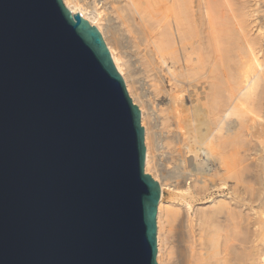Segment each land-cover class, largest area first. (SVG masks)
I'll list each match as a JSON object with an SVG mask.
<instances>
[{
	"label": "water",
	"instance_id": "1",
	"mask_svg": "<svg viewBox=\"0 0 264 264\" xmlns=\"http://www.w3.org/2000/svg\"><path fill=\"white\" fill-rule=\"evenodd\" d=\"M139 110L62 0H0V264H158Z\"/></svg>",
	"mask_w": 264,
	"mask_h": 264
},
{
	"label": "bare ground",
	"instance_id": "2",
	"mask_svg": "<svg viewBox=\"0 0 264 264\" xmlns=\"http://www.w3.org/2000/svg\"><path fill=\"white\" fill-rule=\"evenodd\" d=\"M103 1L106 0H62V3L71 14L80 15L95 27L131 103L139 110L145 147L143 168L154 177L160 191L156 211L158 264H225L222 249L220 252L217 248L218 225L213 222L229 200L214 196L208 201L209 209L198 207L197 215L201 214L198 219L208 225L203 231L204 237L198 228L201 235L197 237L188 230L186 216L191 209L192 194L203 193L204 189L207 192L208 185L201 177L199 182L204 183L200 182L198 189L192 191L193 184L187 180L195 173L202 176L204 171L211 175L214 167L226 173L228 160L224 159V151L230 147L238 156L243 152L261 153L259 158L262 155L263 161L256 164V175L264 188V0H166V8L154 9V13L147 6L149 2L143 5L148 9L145 12L134 7L132 0H126V6H112L107 17L101 16L99 3ZM152 2L159 5L156 0ZM80 7L89 10L90 16ZM240 157L239 161L243 159ZM252 157L248 158L253 160ZM162 158L165 163L173 159L174 168L161 167ZM187 162L189 169H186ZM165 190L174 197L170 204L165 202ZM224 210L228 214V209ZM247 212L244 215L250 214ZM165 222L174 232L175 252L171 250L172 245L166 247L169 241ZM222 224L224 220L219 224L220 229ZM259 237L257 244L252 242L253 249L248 247L249 252L245 245L247 260L254 264H264V237ZM226 238L223 234V239ZM238 239L239 245L243 244ZM222 240V245H226L221 248H227L228 242ZM228 251L231 252L230 247ZM171 253L175 255L173 259ZM235 262L242 264L243 261L236 259Z\"/></svg>",
	"mask_w": 264,
	"mask_h": 264
},
{
	"label": "rangeland",
	"instance_id": "3",
	"mask_svg": "<svg viewBox=\"0 0 264 264\" xmlns=\"http://www.w3.org/2000/svg\"><path fill=\"white\" fill-rule=\"evenodd\" d=\"M136 0H132V5L134 6V7H136L137 9H139V10H142V9H144L143 11H147L148 12V9H145L144 7L146 6L145 4H146V2H149L150 3V5H147L148 7H151L150 9L153 11V12H151V10L149 9V11L151 12V13H154V9H159V11L160 10H162V9H165L166 8V6H167V1L166 0H156V1H158V3H159V5L157 6L155 3H153L152 2V0H144V1H139L138 0V3H137V1L135 2ZM165 2V4L163 3V2ZM140 2V3H139ZM142 2V3H141ZM126 0H106V1H103V2H100L99 3V8H100V11H101V16H105V17H107V15H108V12L109 11H111V7L112 6H114V7H117V6H122V5H125L126 6ZM138 4V6H137V4ZM149 3H147V4H149ZM162 3V4H161ZM143 5H145V6H143ZM163 5H164V7H163ZM162 6V8H160V7ZM143 7V8H142ZM82 7H80V10L82 11V12H84V14L87 16V17H89L90 16V11L88 10L87 11V9H84V8H82ZM156 11H158V10H156ZM149 12V13H150ZM149 81V80H148ZM163 107V106H162ZM226 150H228V151H226ZM225 151H224V159L226 158L228 161H230V162H228V161H226V164H227V168H228V171L226 172V173H222V171H220V172H218L217 170H216V167H214V169L215 170H213V174H211L210 175V173H207L206 174V171H204V172H201L202 173V176L201 175H199V173H195L194 175H191L190 176V178L187 180L188 181V183L189 184H193V185H190V188L192 189V191H194V190H196V188L200 185V182H199V180H202V178H203V180L205 179V185L207 186L208 185V190H207V192H206V189H204L203 190V193H202V191L200 192V194H198V195H196L195 193H193L192 194V196H191V209L189 210V212H188V215H187V213H186V219H188L189 220V222H188V220H187V222H188V230H190V231H192L193 232V234L195 235V236H200L201 235V232H200V230L199 229H201V231H202V233H203V231H206L207 229V226L206 225H208L207 224V222L205 221V220H200V219H198V218H200V216H201V214H198L197 215V209H198V207L199 208H202V209H209L208 208V206H209V203H208V201L213 197L214 198V196H215V199H219V198H224L225 197V200L227 201V200H229V201H227L228 203V206H225L224 208H223V212L225 211L224 209H228V214L226 213V211H225V213L226 214H224L223 212H221L220 211V213H218L219 214V216H217V219L215 218V220L216 221H214L213 223H217V225H218V227L216 228V234H217V236H220L219 238H217V242H218V245H217V248L220 250V252H221V249H222V252H221V254H222V258H224V263L225 264H232V262H233V264H234V262H235V260L237 259V260H241V262H242V264L243 263H245L246 262V264H254L253 263V261H251L250 259H252L251 258V256L249 257L250 259V261H248L247 260V257L249 256L248 255V252H249V249L250 248H248L249 246H252L251 247V249H253V243H256L257 244V242H259L258 240H259V235L261 236H263L264 237V188H263V186H262V183L260 182V178H258V175H256L257 173H258V168H257V166H256V164L257 163H260L259 161L261 160V161H263L262 160V155L260 156V158H259V155L261 154V153H258V152H256V153H252V152H248L249 154H244V152H243V154H241L242 155V160L241 161H239V157L241 156V155H237L230 147L229 148H227ZM230 151H232V152H230ZM228 152H229V154H228ZM158 153V152H157ZM229 155H227V154ZM232 154V155H231ZM244 156V157H243ZM252 157V158H254L253 160L250 158H248V157ZM255 156V157H254ZM258 156V157H257ZM241 158V157H240ZM256 158V159H255ZM259 159V160H258ZM162 160L164 161L165 159H163L162 158ZM249 160V161H248ZM255 160H258V161H255ZM162 161V162H163ZM237 161H239V162H237ZM250 161H252V163H251V165H249L250 164ZM161 162V163H162ZM233 162V163H232ZM238 164H237V163ZM241 162L243 163V164H241ZM254 162V163H253ZM175 163L176 162H174V160L173 159H168L167 160V162L165 163V161H164V164H166V165H164L163 163H162V165H161V167H163V168H166L167 169V167H168V169H172V168H174V166H175ZM188 163V162H187ZM231 165H230V164ZM241 164V165H240ZM255 164V165H254ZM238 165V166H237ZM167 166V167H166ZM241 168H240V167ZM248 166H250L251 168H249ZM189 167H190V165H189V163L187 164V166H186V169H189ZM237 167V168H236ZM238 167H239V169H238ZM242 167H243V169H242ZM254 168V169H253ZM236 169V170H235ZM234 170L236 171V174H235V172H234ZM232 171V172H231ZM228 172H231V173H228ZM200 173V174H201ZM221 173V174H220ZM227 173H228V176H227ZM245 173V174H244ZM233 174H235L234 175V177H233ZM207 175H208V177H209V175H210V177L208 178L207 177ZM224 175V176H223ZM219 176V177H218ZM241 176H242V180H241ZM199 177H200V179H199ZM202 177V178H201ZM212 177V178H211ZM220 177H222V178H220ZM227 177V178H226ZM206 178H208V179H206ZM225 178V179H224ZM211 179H212V182H211ZM234 179V180H233ZM191 180V181H190ZM207 180V181H206ZM209 180V181H208ZM225 180V181H224ZM254 180V181H253ZM193 181H195V182H193ZM219 181V182H218ZM238 183H237V182ZM192 182V183H191ZM213 182H215V183H213ZM247 182V183H246ZM197 183V184H196ZM204 183V182H203ZM202 182H201V185L203 184ZM207 183V184H206ZM235 183L237 184V187L235 186ZM209 184H210V186H209ZM212 184V185H211ZM222 184V185H221ZM226 184V185H225ZM213 185H220V187L219 188H217V186H214V188H213ZM257 185V186H256ZM192 186V187H191ZM250 186V187H249ZM210 188V189H209ZM198 189V188H197ZM244 189V190H243ZM234 191V192H233ZM232 192V193H231ZM234 193V194H233ZM191 194V193H190ZM190 194H188V195H190ZM217 194L220 196H218V197H216L217 196ZM224 194V195H223ZM229 194V195H228ZM237 194V195H236ZM240 195H241V197H240ZM251 195V196H250ZM224 196V197H223ZM248 196V197H247ZM210 197V198H209ZM164 198H165V202L166 203H171V201L173 202V200H174V197L173 196H171V194L167 191V190H165L164 191ZM171 198V199H170ZM188 199H190L189 197H188ZM233 199V200H232ZM231 200V201H230ZM250 201V202H249ZM201 202V203H200ZM203 202V203H202ZM207 202V203H206ZM233 202V203H232ZM200 204V205H199ZM205 204V205H204ZM202 205V206H201ZM204 205V206H203ZM231 205V206H230ZM197 206V207H196ZM201 206V207H200ZM207 208H206V207ZM230 206V207H229ZM228 207V208H227ZM250 207V208H249ZM196 208V209H195ZM229 208H230V211H229ZM231 208H233V210L234 211H232V209ZM237 208V209H236ZM182 209H184V207L182 206ZM195 209V210H194ZM252 209V210H251ZM236 210H238V211H236ZM242 210V211H241ZM193 211V212H192ZM245 211L247 212V214H249V215H244V213H245ZM180 213H183L182 212V210H181V212ZM191 213V214H190ZM222 213V215H220ZM239 213H242L243 214V216H246V217H243L242 216V214H239ZM253 213V214H252ZM195 216H194V215ZM218 214H216V215H218ZM224 214V215H223ZM234 214H235V219H234ZM241 215V216H240ZM189 216V217H188ZM220 216H222V217H220ZM226 216V217H225ZM216 217V216H215ZM220 217V218H219ZM224 217V218H223ZM240 217V218H239ZM197 218V219H196ZM225 218H227V222H225L226 221V219ZM246 218H248L247 219V221H249L248 222V224L246 223ZM251 218V219H250ZM236 219H238V221H236ZM253 219V220H252ZM200 220V221H199ZM223 220H224V224H222L221 226L224 228H221L222 229V231H221V229L219 228V224H221V223H223ZM235 220V221H234ZM199 222V225H198V222ZM200 222H201V225H200ZM205 222V223H204ZM219 223V224H218ZM235 223V224H234ZM244 223V224H243ZM166 224H168V225H166ZM227 224V225H226ZM249 224H250V226H249ZM196 225V226H195ZM238 226V228H237V226ZM236 226V227H235ZM166 227V228H165ZM168 227H169V229H170V231H169V229H168ZM211 227H213V226H211ZM216 227V224L214 225V227L213 228H215ZM230 227V228H229ZM190 228V229H189ZM199 228V229H198ZM202 228H203V230H202ZM255 229V234H254V229ZM227 229V230H226ZM164 230L166 231V233H165V235H166V237H167V241H169V242H167V244H166V247L167 248H169L170 247V245H172V247H171V250L172 249H174V251L173 252H175V243H174V232H172V227H171V225L169 224V223H167V222H165V226H164ZM199 230V231H198ZM209 230V229H208ZM210 230H212L211 228H210ZM209 230V231H210ZM214 230V229H213ZM232 230V231H231ZM236 232H235V231ZM247 230H248V232H247ZM173 231H174V229H173ZM219 231V232H218ZM256 231H257V233H256ZM197 232V233H196ZM198 232H199V235H197L198 234ZM229 234H228V233ZM232 232V233H231ZM252 232V233H251ZM205 233V232H204ZM202 234V237H204L205 236V234ZM240 235H239V234ZM223 234H224V237L226 238L227 236H229L228 238H226V239H223ZM238 234V235H237ZM232 235V236H231ZM258 235V236H257ZM172 236V237H171ZM254 236V237H253ZM242 237V238H241ZM244 237V238H243ZM223 240H222V239ZM234 238V239H233ZM239 238V239H238ZM250 238H252L253 240H251ZM237 239L238 240H241V243H243V244H240L239 245V243H238V241H237ZM258 239V240H257ZM221 240L223 241V243H224V241L225 242H228V244H227V248H226V246L224 247V248H221L222 246H224V245H226L225 243H224V245H222V243H221ZM233 240H236V242L235 241H233ZM257 240V241H256ZM248 243V244H246V242ZM251 242V243H250ZM253 242V243H252ZM250 243V244H249ZM238 244V245H237ZM243 245V246H242ZM245 245H246V248H247V251L248 252H246V250H245ZM229 247L231 248V252H233V255H235V259L233 258V255L231 254V252L230 251H228L229 250ZM227 249V251H226V249ZM224 249H225V251H224ZM244 249V250H243ZM241 250L243 251V252H241ZM169 251V250H168ZM223 251H224V253H223ZM244 251L246 252L245 254H246V256H244ZM227 252V253H226ZM228 252H230V254L228 253ZM242 253H243V255H242ZM226 255V256H225ZM229 255V256H228ZM232 256V258H231V256ZM241 255H242V257L244 256V258H242L241 257ZM170 256H171V259H173V257L175 256L174 255V253H173V256H172V253L170 254ZM227 256H228V258H227ZM230 257V258H229ZM239 257H241L240 259H239ZM246 258V260H244ZM232 259H234L233 261H232ZM227 260H231L232 262H226ZM248 261V262H247ZM237 262V261H236ZM236 262H235V264H236ZM238 263H240V262H238ZM237 263V264H238Z\"/></svg>",
	"mask_w": 264,
	"mask_h": 264
}]
</instances>
